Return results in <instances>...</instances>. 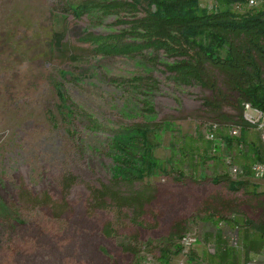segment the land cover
<instances>
[{
    "label": "rangeland",
    "instance_id": "374dc122",
    "mask_svg": "<svg viewBox=\"0 0 264 264\" xmlns=\"http://www.w3.org/2000/svg\"><path fill=\"white\" fill-rule=\"evenodd\" d=\"M62 2L0 0V39L16 24L13 42L23 46L16 50L0 44L5 46L0 47V264H158V246L178 232L177 225L195 218L197 226L187 227V233L198 242L173 262L187 264L189 252L213 230L203 224L211 212L229 217L227 201L214 208L212 199L209 207L200 202L204 191H209L205 202L214 193L225 199L242 196L228 189V181L215 180L214 173L200 179L199 170L214 161L229 175L233 166L251 169L255 162L264 163L259 132L247 130L248 150L234 141L228 152L227 129L209 131L216 122L205 105L213 98L206 88L178 86L162 63L91 56L89 44L80 41L86 33L105 36L123 26L101 13L92 19L63 13L65 19L56 20L51 10ZM202 6L221 7L217 0ZM63 27L66 41L86 50L83 55L90 59L72 63L51 53L52 33ZM140 74H150L154 84V91H147L152 114L134 113L146 92L125 86ZM221 112L234 114L226 102ZM166 122L174 123L175 131L165 132ZM135 125L158 129L162 140L153 152L166 169L135 182V191L154 189L138 212L116 203L113 192L125 195L127 186H112L117 163L111 140L122 127ZM149 138L158 142L152 134ZM253 148L260 150V161ZM256 182L264 184V179ZM142 196L134 197L140 201ZM131 242L141 248V261L125 248ZM206 245L207 252L215 248L209 240Z\"/></svg>",
    "mask_w": 264,
    "mask_h": 264
},
{
    "label": "trees",
    "instance_id": "16d2710c",
    "mask_svg": "<svg viewBox=\"0 0 264 264\" xmlns=\"http://www.w3.org/2000/svg\"><path fill=\"white\" fill-rule=\"evenodd\" d=\"M203 1L205 0H63L58 9L52 8L51 16L56 20L57 17L65 19L63 13L74 15L77 19L83 16L92 19L94 13H101L99 15L105 18L115 17L118 22L114 25L123 26L121 31L111 30V34L105 36L86 33L80 39L82 43L89 44L91 56L100 55L103 59L119 56L140 64H146L144 62L147 61L162 63L171 74V80L178 86L192 87L198 84L206 88L213 98L205 105L209 111H214L216 122L210 125L209 131L227 129L224 142L228 152L234 141L239 149L248 150L246 148L250 145L245 144L244 136L249 128L255 126L245 119L246 106L264 114V0H217L221 7L213 9L203 7ZM251 1L257 2V5L251 6ZM23 19L26 20L25 17ZM22 25H25L23 21ZM13 26V30L7 31V35L4 34L0 39V44L5 45L6 42L10 48L19 50L23 46L13 42L16 38L13 32L16 24ZM66 37V27L52 33L51 53L72 63L91 58L85 57L83 54L87 51L66 41ZM163 59L170 62H162ZM2 62L0 61V65ZM106 70H109L108 67ZM63 74L68 75L65 71ZM150 74L128 78V84L125 85L128 91L146 92L145 100L140 102L143 105L136 107L135 114L142 110L150 114L153 112L148 95L149 91H154ZM58 94L64 98L60 91ZM225 102L230 103L234 114L226 115L221 112ZM151 121L153 119L146 123ZM173 125L175 124L166 122L165 132L175 131L171 128ZM156 130L158 131L148 125L122 127L121 132L114 134L111 140V149L115 152L113 161L117 163L113 169V178L117 182L112 186L125 185L128 192L121 195L117 191L113 195L121 207L129 205L135 212L140 211L154 192L153 187L135 191V182H142L147 176L166 170L161 167L160 160L154 157L153 150L162 140ZM159 131H162L161 134L165 133L164 129L159 128ZM233 131H239V136H232ZM150 134L156 138L157 143L149 138ZM252 151L256 154L254 159L260 161V150L253 148ZM202 164H205V160ZM221 179L232 182L229 175H222L215 180ZM242 183L238 181L230 189L236 191ZM138 194H143L140 201H136L138 199L134 197ZM216 216L210 214L207 220ZM219 219L228 222L234 218L220 216ZM198 220L193 218L176 226L178 232L158 246V264H173L174 258L184 251L180 240L188 234L187 227L197 226ZM244 224L249 226L253 222L248 220ZM254 228L264 234V217ZM131 245L125 248L140 260L141 248L139 250V247L133 246L134 242ZM192 252L191 250L190 254ZM194 261L188 264H200L197 259ZM136 264L142 263L138 261Z\"/></svg>",
    "mask_w": 264,
    "mask_h": 264
},
{
    "label": "crops",
    "instance_id": "0c3cea01",
    "mask_svg": "<svg viewBox=\"0 0 264 264\" xmlns=\"http://www.w3.org/2000/svg\"><path fill=\"white\" fill-rule=\"evenodd\" d=\"M259 149L262 148L260 147ZM215 165L218 164L211 161L208 163L206 169L201 168L199 170L200 179H205L207 177V172L214 173V179L221 178L222 175H228V172L226 173L218 168L216 169ZM209 168L212 169V171L209 170ZM240 168L244 169V176L235 179L231 177L229 173V177L232 178L231 181L233 184L229 181L228 189L232 193L242 192L241 197H243L244 200H241L242 198L237 196L225 199L221 193H214L212 198L210 197V199L205 202L203 199L209 194V191H204V195L200 202H203V204L208 202L206 206L209 207V201L212 199V208H214L224 205L225 201H227L226 205L229 209V217L234 219L228 222L220 221L219 214L211 212L213 215L216 214L217 216L204 221L203 224L209 225L213 230L209 233L205 232L206 235L203 237L204 239H200L199 244L192 249V254L189 252L187 264L190 261L192 263L195 262V259H197L200 264H221L223 261H225L226 264H264V234L254 228L259 224V220L264 217V184L256 182L261 180L253 178L251 169L243 166ZM238 181H242L243 183L239 186L238 190L232 191L230 188L235 186L234 183ZM205 210L207 211L208 209ZM248 220L253 222V224L246 226L244 221ZM233 238H237V245L232 243ZM208 240L210 243L214 244L215 248L207 252L206 247L208 245H206V243ZM225 245L227 249H225ZM177 258H179V255L174 258L173 262Z\"/></svg>",
    "mask_w": 264,
    "mask_h": 264
},
{
    "label": "built area",
    "instance_id": "2783aa9c",
    "mask_svg": "<svg viewBox=\"0 0 264 264\" xmlns=\"http://www.w3.org/2000/svg\"><path fill=\"white\" fill-rule=\"evenodd\" d=\"M251 6H256L257 2L251 1L250 2ZM245 119L254 124L255 129L259 132V137L260 141L264 143V114L256 109H252L249 105L246 106V111H245ZM232 136L238 137L239 136V131H233ZM210 139H214V136L211 135ZM251 172L252 176L256 180H262L264 179V163L263 162H255L251 166ZM244 169L240 167L233 166L230 169V176L238 179L242 176H244ZM198 237L192 234H187L183 236V238L180 240V245L184 248V251L191 249L198 241ZM232 243L237 245L238 240L237 238H233ZM243 264H251V263H243Z\"/></svg>",
    "mask_w": 264,
    "mask_h": 264
}]
</instances>
